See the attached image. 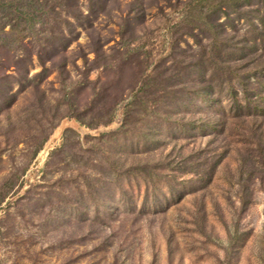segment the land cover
Returning a JSON list of instances; mask_svg holds the SVG:
<instances>
[{
	"label": "rangeland",
	"instance_id": "374dc122",
	"mask_svg": "<svg viewBox=\"0 0 264 264\" xmlns=\"http://www.w3.org/2000/svg\"><path fill=\"white\" fill-rule=\"evenodd\" d=\"M0 264H264V0H0Z\"/></svg>",
	"mask_w": 264,
	"mask_h": 264
},
{
	"label": "bare ground",
	"instance_id": "6f19581e",
	"mask_svg": "<svg viewBox=\"0 0 264 264\" xmlns=\"http://www.w3.org/2000/svg\"><path fill=\"white\" fill-rule=\"evenodd\" d=\"M41 156H42V158H43V157L45 156V152H43Z\"/></svg>",
	"mask_w": 264,
	"mask_h": 264
}]
</instances>
